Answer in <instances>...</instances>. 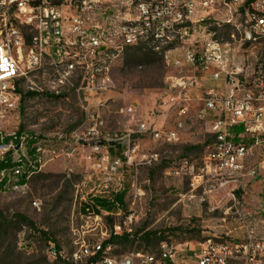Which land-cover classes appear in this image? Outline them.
<instances>
[{"label": "built area", "instance_id": "2783aa9c", "mask_svg": "<svg viewBox=\"0 0 264 264\" xmlns=\"http://www.w3.org/2000/svg\"><path fill=\"white\" fill-rule=\"evenodd\" d=\"M227 27L229 41L216 35ZM236 42L264 44V0H0V107L15 109L25 90L74 97L83 121L70 138L89 147L86 157L98 174L97 188L84 203L90 206L85 216L103 228L100 236L82 241L70 256L49 243L50 258L65 264H264V207L236 206L232 193L235 203L221 221L232 220L236 236L225 226L224 236L213 233L196 245L162 242L156 253L137 252L135 262L117 258L110 245H103L110 234L131 232V216L108 232L103 218L120 215V204L104 211L93 202L96 197L112 200L120 192L114 179L122 165L133 164L138 156L137 136L174 143L187 121L202 123L212 138L199 164L183 159L175 172L189 177L192 190L208 182L219 187L264 183V54L248 63ZM144 47L162 54L173 74L165 79L161 109L155 108L158 123L136 118V109L129 106L135 129H126L119 142L120 137L99 130L112 99L111 67L125 50ZM207 81L215 86L197 96ZM24 138L21 134L19 150ZM55 143L36 145L38 169L44 148L57 155ZM118 143L125 145L121 156L111 157L108 150ZM155 157L140 156L139 163L149 165Z\"/></svg>", "mask_w": 264, "mask_h": 264}, {"label": "rangeland", "instance_id": "374dc122", "mask_svg": "<svg viewBox=\"0 0 264 264\" xmlns=\"http://www.w3.org/2000/svg\"><path fill=\"white\" fill-rule=\"evenodd\" d=\"M216 32L219 38L230 40L231 28H220ZM234 47H239L251 64L264 54L263 43L236 42ZM171 74L173 69L165 65L162 54L148 47L125 50L111 67L112 99L102 118L99 129L102 135H116L121 138L119 142H123L126 129H135L126 112L129 106L136 109V118L158 123L160 114L155 108L163 101L160 95L166 91L165 79ZM214 83L207 81L197 96L215 86ZM29 92L25 90L15 109L0 107V159L8 152L13 158L25 156L24 148L16 150L12 144L15 132L32 135L45 145L55 141L52 149L57 155L47 152V146L39 153L42 163L39 173L31 175L25 185L0 189V264H60L48 256L49 243L70 256L82 241L97 238L103 230L80 211L97 188L98 174L86 157L89 147L81 148L70 138L69 132L83 121L74 97L53 98ZM186 125L180 139L174 143L164 144L146 135L137 136L138 156L133 164L119 168L114 184L120 186L123 193L122 213L104 217V228L109 232L113 224L123 226L125 216H131L128 228L132 232H162L163 237L149 244L136 239L115 245L112 255L117 258L128 257L135 262L137 252L156 253L162 242L173 246L185 242L196 245L213 233L224 236L225 226L236 236L238 231L234 230L232 220L221 221L224 210L235 201H238L236 206L254 208L255 198L262 195L264 183L258 180L243 186L227 184L223 187L208 182L192 190L189 177L175 172L183 159L199 164L212 138L202 123L187 121ZM9 137L8 141H1ZM65 138H69L68 145L63 143ZM124 146L118 143L108 153L111 157H120ZM71 148L74 151L69 153ZM148 154H154L156 159L149 165L139 163V157ZM229 193L235 201H231ZM16 215L31 221L37 230L47 234V238L43 239L36 230L17 220Z\"/></svg>", "mask_w": 264, "mask_h": 264}, {"label": "trees", "instance_id": "16d2710c", "mask_svg": "<svg viewBox=\"0 0 264 264\" xmlns=\"http://www.w3.org/2000/svg\"><path fill=\"white\" fill-rule=\"evenodd\" d=\"M28 94H33L29 92ZM21 133L15 132L12 140L13 145H18ZM11 137V136H10ZM2 138L1 141H8L11 138ZM44 145L43 142L31 136H25L24 138V150L25 156L19 155L17 158H13L10 153L3 155L0 159V189L4 190L8 187L12 188L13 185L22 186L28 182V179L31 175L39 173V169L37 167L36 162V145ZM16 150H19L16 148ZM110 150V148H109ZM35 155V158L33 157ZM15 170H19V173H15ZM114 201L118 202L120 205L123 202V193L118 192L112 196V200L104 199V198H93V202L102 206L103 209L111 210L114 206ZM88 203H84L80 207V211L86 213L85 208H89ZM17 220L26 224L29 228L36 230L39 236L43 237V239L47 238V234L43 231H39L35 228L34 224L24 218L21 215L15 216ZM139 231H131L129 233L122 232L119 235L110 234V236L103 241V245H110L112 247V252L115 245H123L125 243H131L136 239H139L146 244H149L153 240H160L163 237L162 232H144L141 233ZM57 249V246H54ZM60 264H65L62 261L58 260Z\"/></svg>", "mask_w": 264, "mask_h": 264}, {"label": "crops", "instance_id": "0c3cea01", "mask_svg": "<svg viewBox=\"0 0 264 264\" xmlns=\"http://www.w3.org/2000/svg\"><path fill=\"white\" fill-rule=\"evenodd\" d=\"M262 194L264 193V186H263V189H261L260 191ZM255 200L257 201L256 204H255V207H264V195H261V196H257L255 198ZM117 203L116 201H114V204ZM96 204V203H95ZM114 209V207L111 209V211ZM101 210H104V211H110V210H107V209H101ZM185 264H194L193 262L191 261H186Z\"/></svg>", "mask_w": 264, "mask_h": 264}, {"label": "water", "instance_id": "95a60500", "mask_svg": "<svg viewBox=\"0 0 264 264\" xmlns=\"http://www.w3.org/2000/svg\"><path fill=\"white\" fill-rule=\"evenodd\" d=\"M18 146L16 145V148H17Z\"/></svg>", "mask_w": 264, "mask_h": 264}]
</instances>
